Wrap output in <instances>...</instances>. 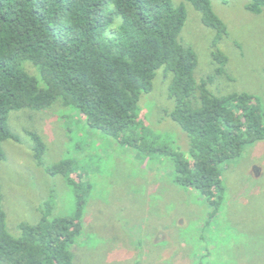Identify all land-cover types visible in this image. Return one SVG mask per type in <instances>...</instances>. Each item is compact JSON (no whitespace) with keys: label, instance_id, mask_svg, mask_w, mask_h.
<instances>
[{"label":"trees","instance_id":"trees-1","mask_svg":"<svg viewBox=\"0 0 264 264\" xmlns=\"http://www.w3.org/2000/svg\"><path fill=\"white\" fill-rule=\"evenodd\" d=\"M188 1L216 31L215 71L225 74L229 58L218 43L227 23L212 0ZM247 8L261 14L264 0H250ZM186 20V5L172 0H0V163L7 159L3 142L20 140L9 124L11 111L73 106L94 131L170 156L176 183L197 190L209 206L206 225L216 218L218 224L227 198L224 165L264 140V99L246 91L216 95L208 87L211 76L197 81L198 53L180 37ZM161 67L173 75L175 105L168 115L187 134L189 154L156 146L139 131L140 99L154 89ZM27 133L43 164V136ZM80 167L73 158L47 167L72 185L74 211L56 214L48 198L36 222L19 223V235L8 229L0 181V264H76L73 249L84 235L92 189ZM207 263L204 256L199 261Z\"/></svg>","mask_w":264,"mask_h":264},{"label":"rangeland","instance_id":"rangeland-1","mask_svg":"<svg viewBox=\"0 0 264 264\" xmlns=\"http://www.w3.org/2000/svg\"><path fill=\"white\" fill-rule=\"evenodd\" d=\"M172 1L187 8L180 37L198 53L197 81L211 76L208 87L216 95L246 91L264 99V10L251 12L250 0H212L229 31L218 43L229 58L219 75L213 58L216 31L203 23L192 2ZM27 66L38 75L35 66ZM172 78L161 67L154 89L143 93L139 131L156 146L189 154L187 134L168 115L175 105L169 95ZM9 124L20 140L3 142L7 159L0 163V181L13 235L20 234V222L38 220L48 198L54 213L74 211L72 185L47 172L48 166L73 158L92 184L84 235L73 249L76 264H199L203 256L207 264H264V140L224 165L223 213L218 224L216 218L206 225L209 206L197 190L176 183L170 156L94 131L73 106L13 110ZM29 129L47 144L43 164L35 159Z\"/></svg>","mask_w":264,"mask_h":264}]
</instances>
